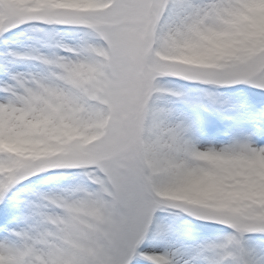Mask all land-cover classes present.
I'll list each match as a JSON object with an SVG mask.
<instances>
[{"label":"snow or ice","instance_id":"snow-or-ice-1","mask_svg":"<svg viewBox=\"0 0 264 264\" xmlns=\"http://www.w3.org/2000/svg\"><path fill=\"white\" fill-rule=\"evenodd\" d=\"M0 264H264V0H0Z\"/></svg>","mask_w":264,"mask_h":264}]
</instances>
